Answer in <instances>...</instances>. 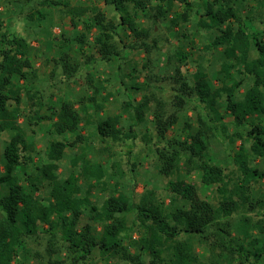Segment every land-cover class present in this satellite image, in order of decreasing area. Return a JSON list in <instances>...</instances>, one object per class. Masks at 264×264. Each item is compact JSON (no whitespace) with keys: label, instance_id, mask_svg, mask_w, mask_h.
Wrapping results in <instances>:
<instances>
[{"label":"trees","instance_id":"obj_1","mask_svg":"<svg viewBox=\"0 0 264 264\" xmlns=\"http://www.w3.org/2000/svg\"><path fill=\"white\" fill-rule=\"evenodd\" d=\"M154 1L157 4L152 6ZM176 1L104 0L119 14V23L108 18L97 6L71 10L70 18L74 27L83 24V32L78 38L80 48L88 43V34L97 29L94 44L98 53L103 60L112 61L120 58L115 39L118 28L125 27L136 38L147 37L148 30L139 27L137 15L147 16L153 11V18L164 19ZM245 1L205 0L204 14L200 16V27L215 31V37L206 49L224 48L219 73L222 81H233L230 86L214 87L208 75L199 69L193 76V86H190L181 77V65L188 61L190 54L182 50L176 54L175 72L181 81L176 105L181 108L185 104V95L194 96L208 110L206 116L210 119L198 117L195 130L186 124L183 140H168L167 134L176 123V117H164L158 101L156 109L152 110L151 99L145 97L138 105L124 103L131 122L128 127L122 126V116L117 114L109 115L97 124V133L103 141L134 140L137 138L135 127L145 124L148 112L152 111L157 139L160 142L167 140L164 146L156 147L159 174L167 178L177 176L168 181V189L173 195L169 207L151 190L137 202L122 193L111 195L98 207L84 196L80 180L99 184L104 178V170L102 165L90 163L84 156L73 160L74 169L67 178L60 177V165L68 149L85 144L82 113L74 101L62 98L57 106L49 107V115L42 116L45 104L39 101L38 108L34 107L39 92L20 84L37 76L29 43L23 37L0 32V134L9 133L4 146L0 145V264H29L26 259H34L33 264H85L95 256L102 264L263 263L264 216L255 221L244 215L238 222H231L233 215L242 208L250 211L264 204V200L253 201L250 197L251 183L264 181V170L250 164V155L264 157V124L259 119L264 115V36L251 31L240 18L237 4ZM180 2L185 5L184 11L170 20L172 27L179 29L190 21L191 11L188 0ZM256 2L264 6V0ZM87 13L90 16L84 21L82 17ZM60 61L67 79L76 77L79 62L71 63L68 53H63ZM233 69L252 80L242 98L238 97V91L243 82L232 76ZM88 81L92 82L91 78L88 77ZM130 89L142 90V86L133 83ZM93 93L94 97L87 99L95 103L97 111H102V105L95 100L99 88L95 86ZM23 94L34 111L30 124L38 126L49 121L50 134L62 137L50 142L44 163L32 173H24L26 185L21 182L19 171L24 170L32 158L28 135L18 126ZM224 95L225 109L238 130L233 137L243 142L233 158L240 173L235 183L230 182L225 168L208 156V142L213 137L209 122L225 119L219 112ZM11 101L16 105L14 108L10 106ZM245 141L250 142L249 150ZM184 168L187 172H191V168L197 170L204 186L215 187L216 204L202 199L196 186L180 177ZM44 188L49 190L47 202L37 195ZM130 213L135 214L140 232L139 238L132 241L129 239L133 229L127 225L126 217ZM86 217L88 222L83 223ZM43 234L49 237L46 257L38 251L32 254L29 246L30 239ZM197 245L209 246V255L205 259L197 252ZM61 248L72 255L70 262L55 258L63 251Z\"/></svg>","mask_w":264,"mask_h":264},{"label":"rangeland","instance_id":"obj_2","mask_svg":"<svg viewBox=\"0 0 264 264\" xmlns=\"http://www.w3.org/2000/svg\"><path fill=\"white\" fill-rule=\"evenodd\" d=\"M204 1L188 0L191 4L190 21L183 24L181 29L172 27L170 23L175 14L184 11L185 5L180 0L174 2L172 10L164 19L153 18V11L148 13L149 17L139 13L138 25L141 29L148 30V36L136 38L125 27L118 28L115 39L120 58L105 61L94 44L98 30L94 29L88 34V43L81 49L78 38L83 32V24L81 22L74 27L70 18L71 10L97 6L108 18L119 23V14L113 6L106 5L104 0H0L2 23L0 32L25 38L31 49V59L37 76L21 81L20 84L31 91L39 92L34 107L38 108L39 101L45 104L41 115L47 116L50 114L49 107L57 106L58 101L65 98L74 101L82 113V134L86 137L85 144L68 149L66 158L61 162L59 174L62 179L67 178L74 169L73 160L77 156H84L90 163L102 165L104 178L101 183L85 182L83 178L80 180L84 196L98 207H101L111 195L122 193L137 202L150 190L155 192L157 198L165 202L166 206H170L173 195L168 189V181L175 180L177 176L167 178L159 174L156 147L164 146L167 140L160 142L157 139L152 111L148 112L145 124L135 127L137 138L134 140L115 143L103 141L96 128L102 119L113 114L121 115L122 126L128 127L131 122L128 120L124 103L138 105L145 97L151 99L152 110L156 109V101H158V108L162 110L164 117H176V123L167 134L168 140H183L186 124L191 125L192 131L195 130L198 126V117L210 119V116H206L208 110H205L194 96L185 95L184 106L180 108L176 105V95H180L181 85L179 76L175 72L178 65L176 54L180 50L190 54L188 61L181 65V77L190 86H193V76L198 69L208 75L216 88L230 86L233 83L230 79L222 81V75L219 73L223 64L224 48L206 49L214 39L215 31L200 27V16L204 14ZM156 4L154 1L152 6ZM162 6L164 7L163 4ZM237 8L240 18L250 30L264 36V6L256 0H246L237 4ZM89 16L90 14L87 13L82 19L86 21ZM63 53L70 55L71 63L79 62V70L74 78L67 79L65 75L63 63L60 61ZM231 74L236 80L243 82L238 91V97L242 98L243 93L251 86L252 80L249 76L241 74L240 70L233 69ZM88 77L92 82L88 81ZM133 83L140 84L142 90H131ZM95 86L99 88L95 100L97 104L102 105V111H97L95 103L87 99L94 97ZM224 102L225 95L219 106V112L225 119L209 122L213 127V137L208 142V156L216 164L223 166L230 182L235 183L240 173L233 163V158L243 142L233 137L238 130L227 113ZM10 106L14 108L16 105L11 101ZM32 116L34 111L27 96L23 94V102L18 113V126L28 135L32 158L31 161H27L24 170L19 171L20 180L25 185L24 173H32L36 167L46 161V152L53 139H62L50 134L49 121L38 126L31 125ZM259 119L264 124V115ZM8 139L9 133H1L0 145L3 147ZM245 146L249 150L250 142L245 141ZM250 164L254 168L264 170V157L250 155ZM190 170L192 171L187 172L184 168L180 177L187 183L195 185L202 199L216 204L215 187L204 186L199 172L193 171L192 168ZM251 190L250 197L253 201L264 200L263 180L253 181ZM37 195L46 202L50 199L48 188L42 189ZM244 215L252 217L255 221L262 218L264 204H259L250 211L242 208L233 215L231 222H238ZM126 217L127 225L133 229L130 232L132 238L129 240H137L140 232L136 216L130 213ZM86 222L88 217L83 220V223ZM47 229L45 227V230ZM48 241L49 237L46 234L30 239L31 253L38 251L46 257ZM262 243L264 244V240ZM208 247L197 245V252L204 259L209 255ZM62 250L55 258L70 262L72 255L67 249ZM131 251L135 252L134 248ZM145 259L147 260V257ZM25 261L29 264L36 262L34 259ZM261 262L264 264V261ZM85 264H102V261L95 256Z\"/></svg>","mask_w":264,"mask_h":264},{"label":"crops","instance_id":"obj_3","mask_svg":"<svg viewBox=\"0 0 264 264\" xmlns=\"http://www.w3.org/2000/svg\"><path fill=\"white\" fill-rule=\"evenodd\" d=\"M30 53H31V49H30ZM33 62V61H32ZM101 105V104H100ZM101 113H103V112H101ZM105 114V113H104ZM114 115V114H113ZM104 116V115H103Z\"/></svg>","mask_w":264,"mask_h":264},{"label":"built area","instance_id":"obj_4","mask_svg":"<svg viewBox=\"0 0 264 264\" xmlns=\"http://www.w3.org/2000/svg\"><path fill=\"white\" fill-rule=\"evenodd\" d=\"M134 238H137L136 236H134Z\"/></svg>","mask_w":264,"mask_h":264}]
</instances>
